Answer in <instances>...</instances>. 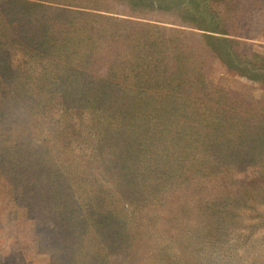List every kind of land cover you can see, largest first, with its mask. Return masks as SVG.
Here are the masks:
<instances>
[{
  "label": "rangeland",
  "instance_id": "obj_1",
  "mask_svg": "<svg viewBox=\"0 0 264 264\" xmlns=\"http://www.w3.org/2000/svg\"><path fill=\"white\" fill-rule=\"evenodd\" d=\"M49 1L55 2L50 6L57 7L58 3L68 9L51 17V21L55 15L58 17L53 23L56 25L55 44L64 45L60 50L71 53L70 57L62 58L61 73L79 76L81 81L67 97L68 104L62 101L59 107L52 105V112L42 123L45 130L30 135L32 137H0V146H5V140L7 145H20L18 154L14 155L13 150L4 158L5 162L10 160V167H0V264H100L98 248L102 245L99 244H109L112 240L124 244V248L129 246V254L119 255L118 264H264V146L249 144L250 140L245 139L260 124L257 119L264 120V83L252 76L248 79L238 75L234 64L229 69L218 59L211 61L205 71L206 84L214 89L212 96L221 98L215 89H230L240 97L228 95L225 102L230 106L225 112L209 103L205 116H198L199 120L187 128L195 133L196 142H190L193 136L186 138L183 149L188 153L195 146L194 150L201 155L208 131L206 120L215 121L216 114L226 113L231 124H236V119H245L248 135H243V140H226L221 143L223 147L217 146V137H214L212 158H220L219 165L212 160V165L201 168L204 178L188 180L186 190H173L176 191L173 194L169 189L163 190L158 207L150 205L145 211L126 213L128 217L110 210L108 222L115 225L109 229L114 230L115 235L118 229V234L114 238L108 234L107 238L98 240V233L104 228L101 225L104 221L98 217L101 210L98 193L101 191V196L107 200V192L100 187L107 178L98 172V163L92 158L94 153L98 154L101 133L98 108H89L87 102L98 104V98L83 96L93 94L94 90H98L97 96L98 92L112 94L117 98L116 109L124 115L130 102L138 101H130L129 97L120 100L113 93L121 94L118 87L133 88L124 82V77L133 70L151 68L149 65L156 60L154 54L143 53L141 40L145 35L156 37V27L167 28L160 33L164 36L163 51L158 57L159 63L167 65L166 70L173 67L176 54L173 40L191 54L200 52L197 36L178 34L195 30L180 20L178 10L173 7L178 5L191 16L203 18V2ZM213 1L209 0L207 5ZM239 8L238 12H229L230 15L225 13V19L235 24L229 28L227 37L238 43L234 47L235 54L247 53L245 59L253 61L250 53H264V0H244ZM211 23L209 18L205 25L210 28ZM216 51L223 53L219 48ZM21 58L19 53H14L12 63H18ZM192 60L188 63L193 68ZM195 60L203 62L200 56ZM203 65L206 66L207 61ZM161 76L164 77V73ZM255 119L257 123L251 127ZM15 130L19 134L25 131L24 127ZM106 135L110 140L108 145L113 136L109 130ZM29 138L34 139L36 146L43 141L42 149L35 147V143L28 144ZM54 149L63 150L65 156ZM41 151H44L43 158L38 156ZM187 165L183 171L187 170ZM191 166L192 170L198 169L194 163ZM175 169L170 168V171ZM173 186L171 184V188ZM52 195L62 203L60 214ZM114 196L109 200L115 203ZM53 213L55 215L51 216ZM118 217L121 228L116 227Z\"/></svg>",
  "mask_w": 264,
  "mask_h": 264
},
{
  "label": "trees",
  "instance_id": "obj_2",
  "mask_svg": "<svg viewBox=\"0 0 264 264\" xmlns=\"http://www.w3.org/2000/svg\"><path fill=\"white\" fill-rule=\"evenodd\" d=\"M200 1L203 2L205 10L202 11L203 18L191 16L178 5L173 7L178 10L180 20L190 25L188 27L199 33L204 32L202 34L193 33L195 31H187V34L183 31L178 32L181 36L191 34L197 36L196 43L200 52L191 54L183 45L176 44L172 39L176 54L173 67L166 70L167 65L159 63L158 57L163 51L161 46L164 36L161 37L160 33L167 28L156 27V37L145 35L142 40L140 39L144 45L143 53L154 54L156 60L149 65L151 68L133 70L130 75L124 77V82L133 88L118 87L117 91L121 94L113 93L119 96L120 100H127L129 97L130 101L131 99L138 101L135 104L130 102L124 115L121 110L116 109L117 98L112 94L98 92L97 96L98 90H94L93 94L83 96L98 98V104L87 102L89 108H98V131L101 133L98 139V154L94 153L92 158L98 163V172L107 178L105 183L100 185L103 191L107 192V200L101 196V191L98 193V207L101 208L98 217L104 221L101 224L104 228L98 233V240L107 238L108 234L111 238L118 234V229L116 235L114 230L109 229L115 225L108 222L111 219L108 215L110 210L112 212L115 210L116 215L119 213L127 215L126 213L136 212L135 210L145 211L150 205L158 207L162 203L160 197L163 190L169 189L171 194L176 192L173 190H186L190 184L188 180L197 181L204 178L202 169L212 165V160L219 165L221 159L212 158L214 137H217V146L223 147L224 144L221 143L226 140H243V135H248L245 119L242 121L236 119L237 123L231 124L232 122L228 123L229 116L227 117L226 113L216 114L218 118L215 121L206 120L208 131L204 136L206 141L201 155L198 156V152L194 150L195 146H192L188 153L183 149L186 147L184 144L186 138L193 136L190 142L192 144L196 142L195 133L187 131V128L199 120L198 116H205L204 111L207 110L209 103L213 104L216 110L225 112L230 106L225 102L229 99L228 95L240 97L230 89L225 91L215 89L221 98L212 96L213 86L206 84L205 77L207 76L205 71L211 66V61L218 59L229 69L231 64H234L238 75L248 79L252 76L253 79H259L264 83V53H250L253 61H248L245 59L247 53H243L245 55L234 53V47L238 43L227 37L230 36L229 28L235 24L225 19V13L230 15L238 12L244 0H214L210 6L207 5L209 0ZM54 4V1L49 0H0V137L19 138L18 135L32 137L30 135L45 130L42 125L45 116L52 112L53 106H61L59 103L62 101V104H68L67 97L75 91L74 86L80 84L79 76L61 73L64 68L62 58H66V55L70 57L71 53L60 50L64 45L55 44L56 25L53 23L58 17L55 15L52 21L51 17L54 13L67 12L68 9L58 3L57 7L50 6ZM209 18L212 19L210 28L205 25ZM217 48L223 50V53H218L220 56L216 53ZM14 53H19L22 57L18 63H12ZM197 56H200L203 62L195 60ZM192 58L193 68L189 67L188 63ZM204 61H207L206 66L203 65ZM191 68L192 71H189ZM161 73H164V77ZM62 74L66 76L65 79ZM222 105H225L226 109ZM257 120L260 124L248 135L249 137L245 136V139L246 142L250 140L249 144L262 147L264 120ZM257 120L252 121L251 127L252 125L254 127ZM17 127H24L25 131L19 134L15 130ZM108 130L113 137L107 145L110 141L106 135ZM33 140L29 138L27 143L34 145ZM7 142L5 140L3 143L5 146H0V167L3 168L7 165L10 167L11 164L10 160L5 162L4 158L13 150L14 155L18 154L17 149L20 147L17 144L7 145ZM42 145L43 141H39L38 146L35 143V147L39 149H42ZM53 151L65 156L61 149ZM38 156L43 158L44 151ZM48 158L50 157L48 156L46 160ZM13 160L15 162L16 157ZM193 163L198 169L192 170ZM185 164H188L187 170L183 171ZM174 167L175 171H170V168ZM171 184H174L172 188ZM112 195H115V203L109 200ZM51 198L54 199L57 213L60 214L62 203L53 195ZM54 215L55 213L51 216ZM119 220L118 217L117 228H121ZM99 245H102L98 248V259L102 261L100 264H118L119 255L129 254V246L124 248L122 247L124 244L113 240L109 244Z\"/></svg>",
  "mask_w": 264,
  "mask_h": 264
}]
</instances>
